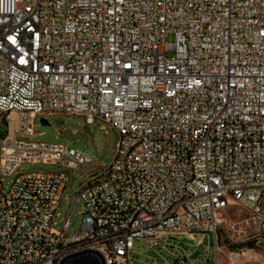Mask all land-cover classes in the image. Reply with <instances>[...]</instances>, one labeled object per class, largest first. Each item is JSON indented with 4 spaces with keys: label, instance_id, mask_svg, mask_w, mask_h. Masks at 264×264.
<instances>
[{
    "label": "built area",
    "instance_id": "1",
    "mask_svg": "<svg viewBox=\"0 0 264 264\" xmlns=\"http://www.w3.org/2000/svg\"><path fill=\"white\" fill-rule=\"evenodd\" d=\"M55 115L111 126L112 161L28 140L37 117ZM0 123V173L12 176L6 191L0 184V264H70L78 254L88 264L91 254L158 264L147 251L160 264H188L184 240L204 262L213 246L218 264L221 224L257 232L252 247L229 252L230 264L244 251L258 259L264 0H0ZM67 170L86 173L75 195ZM64 190L70 208L57 225ZM77 199L79 229L68 233ZM232 206L246 216L225 219ZM135 241L147 251L136 253Z\"/></svg>",
    "mask_w": 264,
    "mask_h": 264
},
{
    "label": "rangeland",
    "instance_id": "2",
    "mask_svg": "<svg viewBox=\"0 0 264 264\" xmlns=\"http://www.w3.org/2000/svg\"><path fill=\"white\" fill-rule=\"evenodd\" d=\"M172 35L167 36V42H172ZM45 118L37 117L32 126L33 135L28 138L31 142H49L54 144H63L72 146L80 152L88 154L90 157L96 158L97 161L102 164H109L115 153L116 142L118 135L115 130L107 123L101 120L96 121L94 125H87L82 116L77 117H66L62 115H55L52 118H46L47 125L41 124V120ZM6 126L0 123V137L5 134ZM22 171L26 170H45L52 171L57 169V166L50 164L41 163H22L19 167ZM70 180L67 188L70 195H75L80 185V181L85 178V172H77L67 170ZM12 180V176H5L0 173V184L4 191L9 187ZM66 191L62 193L60 205L55 211L54 221L59 225V222L64 218L70 208V200H66ZM82 202L77 199L70 211V228L68 233H75L79 229V223L81 220ZM246 216L244 210L236 206L229 207L223 212L225 219H241ZM218 244L220 251L218 254V264H230L228 260L229 252L237 251L241 248H250L253 246L255 240L253 237L257 234L254 226L246 227L244 232L233 233L228 232L224 228V225H220L217 230ZM261 234V233H260ZM259 236V235H258ZM257 237V236H256ZM174 240V239H173ZM185 246L188 248L187 253L189 254L188 264H212L213 263V246L210 247V254L207 262H204L206 252L201 248L197 249L194 247L192 241L184 240ZM212 244V242H211ZM134 251L136 253L147 251V246L143 241L134 242ZM255 252L258 255L257 260H250V254L248 253L241 256L234 264H264V246L255 248ZM134 254L137 257L140 255ZM162 255L164 253L161 251ZM146 255L155 257L158 264L161 263V258L155 254V252L147 251Z\"/></svg>",
    "mask_w": 264,
    "mask_h": 264
},
{
    "label": "water",
    "instance_id": "3",
    "mask_svg": "<svg viewBox=\"0 0 264 264\" xmlns=\"http://www.w3.org/2000/svg\"><path fill=\"white\" fill-rule=\"evenodd\" d=\"M41 124L47 125L48 123L45 119H42ZM91 256L93 257L91 260V264H105L102 256H100L99 254H91ZM86 259H89L87 258V255L78 254L70 259V264H88V261Z\"/></svg>",
    "mask_w": 264,
    "mask_h": 264
},
{
    "label": "bare ground",
    "instance_id": "4",
    "mask_svg": "<svg viewBox=\"0 0 264 264\" xmlns=\"http://www.w3.org/2000/svg\"><path fill=\"white\" fill-rule=\"evenodd\" d=\"M248 253L250 254V257H251V252H246V251H244L243 255H245V254L248 255Z\"/></svg>",
    "mask_w": 264,
    "mask_h": 264
}]
</instances>
